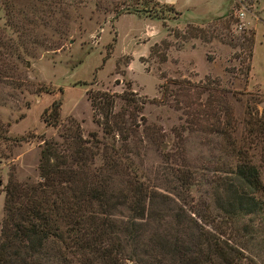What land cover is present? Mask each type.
I'll list each match as a JSON object with an SVG mask.
<instances>
[{"label": "rangeland", "instance_id": "374dc122", "mask_svg": "<svg viewBox=\"0 0 264 264\" xmlns=\"http://www.w3.org/2000/svg\"><path fill=\"white\" fill-rule=\"evenodd\" d=\"M142 1L0 0V40L14 43L18 67L0 82V121L9 124L8 140L0 141V219L10 167L19 180H37L40 136L59 141L69 118L85 140L94 133L114 148L124 141L138 178L174 200L176 172L194 171L193 196L210 198L213 178L233 167L224 139L211 131V112H229L237 139L248 114L264 116V39L256 30L250 74L253 33L242 19L256 0L157 1L182 14L163 8L158 19L124 12ZM87 90L112 96L110 122L125 127L119 135H104ZM53 101L60 103L58 122L48 127L41 116ZM21 136L28 141L14 142ZM253 162L264 184V167ZM156 210L168 227L175 205ZM261 235L244 251L256 264H264Z\"/></svg>", "mask_w": 264, "mask_h": 264}, {"label": "trees", "instance_id": "16d2710c", "mask_svg": "<svg viewBox=\"0 0 264 264\" xmlns=\"http://www.w3.org/2000/svg\"><path fill=\"white\" fill-rule=\"evenodd\" d=\"M163 8L179 13L153 0L124 12L158 19ZM15 49L12 41L0 40V82L17 74ZM85 93L92 111L104 118V135H119L125 127L110 122L112 96ZM59 106L53 101L43 110L45 126L57 125ZM211 116V131L224 139L233 167L213 178L210 198L193 196L194 171L176 172L172 189L180 205L138 178L124 141L114 148L94 133L85 140L72 118L59 141L40 136L37 180H19L10 167L2 187L0 264H256L244 251L264 233V184L253 162L256 157L264 167V116L248 114L239 139L229 112L214 106ZM8 126L0 121V141L8 140ZM21 141L28 138L14 139ZM170 203L176 212L161 227L156 206ZM120 208L125 218L118 216ZM149 222L152 229L143 236Z\"/></svg>", "mask_w": 264, "mask_h": 264}, {"label": "crops", "instance_id": "0c3cea01", "mask_svg": "<svg viewBox=\"0 0 264 264\" xmlns=\"http://www.w3.org/2000/svg\"><path fill=\"white\" fill-rule=\"evenodd\" d=\"M160 3H165L163 0H156ZM165 1V0H164ZM234 0H230L228 3V6L230 3ZM177 8V7H176ZM178 9V12L180 16L182 15L180 12V9ZM229 11V10H228ZM243 23L245 25H248V27L252 30V47H251V56H250V74H252V62L254 60V51H255V36H256V30L261 31V36L264 39V0H256L254 4V13L245 14L243 17ZM153 22V19H150ZM264 81V80H263Z\"/></svg>", "mask_w": 264, "mask_h": 264}, {"label": "built area", "instance_id": "2783aa9c", "mask_svg": "<svg viewBox=\"0 0 264 264\" xmlns=\"http://www.w3.org/2000/svg\"><path fill=\"white\" fill-rule=\"evenodd\" d=\"M240 16H243V13L242 12H238V17H240ZM240 26H239V28H240Z\"/></svg>", "mask_w": 264, "mask_h": 264}]
</instances>
